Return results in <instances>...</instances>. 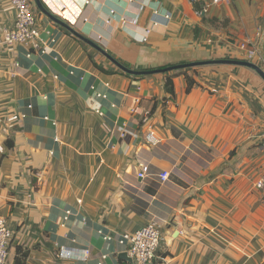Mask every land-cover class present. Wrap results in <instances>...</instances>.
Instances as JSON below:
<instances>
[{"label":"crops","instance_id":"obj_1","mask_svg":"<svg viewBox=\"0 0 264 264\" xmlns=\"http://www.w3.org/2000/svg\"><path fill=\"white\" fill-rule=\"evenodd\" d=\"M40 1L130 69L207 63L126 74L33 0L40 46L7 44L0 0L5 264H128L122 235L148 222L153 264H264V77L226 62L245 41L262 70L264 0Z\"/></svg>","mask_w":264,"mask_h":264},{"label":"built area","instance_id":"obj_2","mask_svg":"<svg viewBox=\"0 0 264 264\" xmlns=\"http://www.w3.org/2000/svg\"><path fill=\"white\" fill-rule=\"evenodd\" d=\"M14 7L15 17L12 27L5 31L3 42L7 44L22 43L26 44L33 49L40 46L38 32L35 29L36 16L32 0H8ZM217 3L221 0H212ZM87 3V1H86ZM238 47L244 53L245 61L250 62L257 54L256 49L249 43L242 41ZM261 68L264 73V45L260 50ZM145 139L149 144L155 145L158 139L154 133L149 130L145 134ZM262 152L264 154V138L261 142ZM143 172L138 173L142 177ZM168 178V172H160L159 179L164 182ZM254 188L264 189V174L258 177L254 183ZM12 237V231L7 225L6 219L0 216V264H5L8 251L7 245ZM160 228L155 222H148L141 228L131 233H124L121 242L126 244V250L132 260V264H153L156 252L159 246ZM68 251L65 248L60 250L62 257L68 256ZM83 256L87 251L82 252ZM64 255V256H63Z\"/></svg>","mask_w":264,"mask_h":264},{"label":"water","instance_id":"obj_3","mask_svg":"<svg viewBox=\"0 0 264 264\" xmlns=\"http://www.w3.org/2000/svg\"><path fill=\"white\" fill-rule=\"evenodd\" d=\"M33 1L35 3L36 7L41 12L46 14L49 18L53 19L56 23H58V24L62 25L63 27H65L68 31H70L72 34H74L78 38L82 39L83 41H85L86 43H88L89 45H91L92 47L97 49L106 58H108L115 66H117L122 72H124L126 74H130V75H147V74H151V73H154V72H165V71H169V70H173V69L191 67V66H194L195 64H205V63H207V62H198V63H189V64H179V65H174V66H170L168 68L157 69V70H133V69H130V68L122 65L121 63H119L117 60L112 58L110 55H108L100 46L96 45L93 41H91V40H89V39H87V38H85L83 36H80V35L76 34L75 31L72 30L69 26H67L64 22H62L59 19L55 18L49 12V10L45 6H43V4H42V2L40 0H33ZM220 62H224V61H220ZM226 62H232V63H237V64L248 66V67L254 69L255 71H257L259 74H261L264 77V73L262 72V70L258 66H256L255 64H253L251 62L243 61V60H235V61L227 60ZM120 255L121 256H119V257L123 258L128 264H132L131 258L127 257V254L125 252L121 253Z\"/></svg>","mask_w":264,"mask_h":264},{"label":"trees","instance_id":"obj_4","mask_svg":"<svg viewBox=\"0 0 264 264\" xmlns=\"http://www.w3.org/2000/svg\"><path fill=\"white\" fill-rule=\"evenodd\" d=\"M187 89H189L192 84H193V81H191L189 78H187ZM165 89L168 93L170 94H173V85H172V81H171V77L168 76L166 77V80H165ZM21 256H25L26 254L24 252H21L20 254ZM18 264H20L19 262H17Z\"/></svg>","mask_w":264,"mask_h":264}]
</instances>
